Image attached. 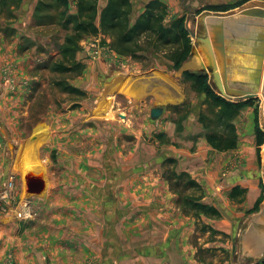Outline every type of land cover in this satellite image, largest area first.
<instances>
[{
	"label": "crops",
	"instance_id": "0c3cea01",
	"mask_svg": "<svg viewBox=\"0 0 264 264\" xmlns=\"http://www.w3.org/2000/svg\"><path fill=\"white\" fill-rule=\"evenodd\" d=\"M33 1L26 0L25 11ZM107 1L101 0L100 8L105 7ZM149 1L152 0H132L136 15L145 12L144 5ZM158 1L167 8V23L185 16L187 17L185 22L187 29L189 32L193 31L192 33L197 32V22L206 16H226L228 13L212 11L208 9L209 7L228 6L234 2L233 0ZM76 10L74 4L70 11L74 15L77 13ZM15 43L17 42H13ZM193 45L195 46V43ZM10 51L12 50L7 42H0V58L6 57ZM78 57L82 58L80 55ZM129 62L130 67L126 68L110 66L107 71L109 77L104 85L106 92L122 94L120 91L131 76L128 67L141 72L140 64ZM152 71L157 70L153 68ZM89 75L87 73V77ZM144 75L145 79L140 80L141 77L137 83L141 89L140 94L139 87L135 86V95L134 93L132 97L124 95L129 103L125 108L129 115L126 117V125H121L119 134L125 132L124 134H130L134 139L130 140L131 146H129L128 154L124 155L121 149L118 154L120 164L114 171L120 182L117 181L110 186V192L115 199L109 201L107 197L109 183L105 180V166L98 162V157L97 162L91 166L80 163L83 167L82 171L78 169L80 175L83 173V177L82 180H78L79 184L81 183L79 190L77 191L72 183V185L69 184L67 192L63 191L61 194L62 205L55 206L54 185L52 184L48 189L50 194L46 198L34 197L24 203L21 201L22 194H20L22 188L18 187L16 195L13 193L10 199L0 200L4 203V211H15V214L9 211L8 215L0 219V264H86L89 258L96 256L99 257L100 264H192L194 258L190 257L192 248L189 238L195 232L196 227L191 226L190 222L186 224L189 218L177 207L176 195L170 192L169 182L163 180L161 174L155 175L156 171L160 172L159 167L163 168V161L169 158L176 160L177 171L188 172L201 186L206 187L209 194L206 203L220 210L219 219H207L206 224L210 225L214 232L235 234L244 219L255 217L253 213H257L258 208L264 207V173L260 168L261 166L263 168L264 162L260 163L254 152L250 150L247 152L249 146L243 144V134L239 137L235 149L217 150L202 134L203 128H200L199 124L193 127L192 124L195 122L192 121L189 128L193 132V137L184 140L181 135H185L187 130L184 133H177V125L172 122L167 110L171 105H178L181 102L159 104L154 101L155 99H151L154 103L151 108H148L149 116L154 107L162 106L165 111L160 119L163 118V120L155 125L148 124L139 113L137 114L142 106L134 107L133 105V103H138L140 95L142 101H145L144 98L152 95L154 89L165 90L167 88L169 89L168 96L173 98L172 100L183 99L180 98L179 83L170 84V88L166 86V82L149 75L148 71ZM115 88L116 91H114ZM216 94L223 98L218 89H216ZM228 99L231 102L248 101L236 97ZM250 100L254 102L255 107L261 108L259 122L260 129L264 132L260 96ZM9 101L8 92L3 94L0 91V193L6 190L12 179L14 181L18 178H14L13 169L17 159L28 147L26 145L28 138L20 129L22 120L16 119L15 114H12L13 107ZM198 115L199 113L194 116L195 121L199 120ZM246 115L248 120H246L245 131H248L251 127L254 129L256 115L253 114V109H249ZM241 120L242 117L235 120L238 131L239 127L243 129V125L240 126L239 123ZM149 121L155 122L152 118ZM43 122L53 133L54 130H60L53 137V148L62 144L72 147L79 142L80 144L88 142L86 128H80L76 133L71 134L74 125L66 114L65 116L63 114L59 122L54 123L59 124L58 126L51 125L49 117L41 123ZM129 122L132 128L127 125ZM240 131L244 132L241 129ZM155 132L160 134L158 138L153 135ZM7 136L11 143L4 146L3 141L7 140ZM12 139L19 140L18 144ZM168 141L169 145L165 143ZM160 145L162 151L158 152L156 147ZM11 146H13L12 154ZM44 150L47 152L46 158L51 161V146H46ZM64 159L66 163L73 160V158L69 159L68 153L64 155ZM158 159L160 162H156ZM66 167L65 172L68 174L66 180L79 176V174L74 175L78 172L77 170L72 173L69 170L71 168L74 170L72 164ZM85 167L86 170H84ZM83 171L87 173L84 175ZM50 172L53 174V167L50 168ZM85 183L90 186L94 198L85 194V190L81 188ZM14 187L15 191L16 181ZM236 188L238 191L233 197ZM15 200H18L16 204ZM112 202L115 204H113L111 218L109 203ZM14 204L17 206L15 207ZM25 205L31 208L35 217L28 221H18L15 215L18 216V213L25 209ZM78 241L84 242L85 253L80 257L84 263L82 260L77 263L74 258L77 253H74L72 243ZM131 253L133 257L130 256ZM73 254H75L74 257ZM8 256H11L13 261L8 260Z\"/></svg>",
	"mask_w": 264,
	"mask_h": 264
},
{
	"label": "rangeland",
	"instance_id": "374dc122",
	"mask_svg": "<svg viewBox=\"0 0 264 264\" xmlns=\"http://www.w3.org/2000/svg\"><path fill=\"white\" fill-rule=\"evenodd\" d=\"M233 1L234 2L230 3L228 6H216L214 8L208 6V9L217 12H228L226 16H229L230 14L239 13L251 4L264 3V0ZM25 2L26 0H23L19 6L10 2L9 9L12 10V15H10L11 18L6 14L2 16L4 23L8 24L6 28L9 36L0 32V42H7V45L10 46L12 50L8 54L9 56L7 55L6 57L0 58V91H2L3 94L8 92L10 97L9 102L13 107L12 114H15L16 119L22 120L20 129L26 138H28V142L26 143L28 147L23 151L22 156L17 159L13 169L14 178L18 177L14 179V182L16 181V190L13 193L15 194L17 188L21 187L20 194H22L21 201L23 203L25 201H30V199L34 197L46 198L50 194L48 189L52 184L54 185L55 206L62 205L61 194H63V191L67 192V186L69 184H73L75 189L77 191L79 190V185L81 183L79 184L78 180H82L83 177V173L80 175V170L82 171L83 168L80 163L91 166V164L97 162V157L98 162L105 166V180L109 183L107 187L119 181L114 171L119 167L118 164H120L118 154L120 149L123 151L124 155L128 154L130 152L129 146H131L130 140L134 139L130 134H124L125 132L119 134L122 128L121 125H126V117L129 115V112L125 109L129 105L126 97L133 96L135 88L139 87V84H137L139 78L142 77L140 80H144V74L147 71L149 75H153V77L160 81H164V83L166 82V86L170 88V84L174 83V85H177V83H179L180 98L183 99L179 101L172 100L173 98L168 96L169 89L167 88H165V90L154 89L152 95L144 98L145 101H142L140 95L137 101L138 103H133V105L134 107H139V105L142 106V109H138V112H136L137 114L139 113L148 124L155 125L163 120V118L157 121L155 120L154 123L149 121L151 118L148 108H151L154 103L151 102V99H155L154 101L159 102V104L181 102V104L178 105H171L177 106V108L171 109L170 106V109L168 108L167 110L169 111V117H171L172 122L178 127L176 132L180 134L187 130L185 135H181L182 139L186 140V138L193 137V132L189 128L192 121L195 122L192 124L193 127L199 124L200 128H207L211 133H225L226 137L228 135V137L232 139L236 138L237 141H239V137L243 134V144L249 146L247 152H254L260 160L259 162H264V145L262 147L257 146V134L255 131L257 121L260 127L261 108H259V106L255 107L253 101H249L246 106L235 111L237 114H235V112L230 113V115H233L231 120L222 122L218 116V110L216 111V109L210 105L209 101H205V98H202L203 96L205 97L203 88L206 84L210 85L211 89L216 94L217 88H215L213 84L214 82L211 74H207L206 80L200 83V85L197 84L196 81L188 79L185 76L186 73L200 74L201 72H191L184 68L187 60L181 67H175L168 58L169 53L172 52L171 49L158 52L157 57L148 58L147 54L151 51L150 50L146 55L144 54V60L139 61H134L124 56H118L112 51L110 46L111 41L108 37H84L80 41V48L76 55L78 63L84 66L82 74L63 73L59 69L61 66H71L68 62L63 60L61 55L67 34L66 30L64 31L60 26L57 27L55 21L51 18H47L46 20V25H48V27H39L36 25L41 20H38L39 17L35 14V9L39 0H34L31 4L32 6L30 5L26 11L24 9ZM30 7L32 8L30 9ZM50 11L52 15H55L57 12L56 10ZM186 18L187 17H185V19ZM12 31L14 35H11ZM194 33L198 35L197 32ZM190 39H192L191 36ZM95 40L100 41L101 45L100 57L97 58L93 56V51L90 47L91 43ZM13 42L17 43L13 44ZM192 43H194V39H192ZM78 55L82 58L80 59ZM129 61H132V64H140L142 73L137 71V69L129 68ZM110 66H116L118 68H126L129 66L127 69L131 72V76L120 91L122 94L118 92L111 94V92L105 91L104 85L109 77L107 71ZM153 68H156L157 71L153 72ZM87 73L88 75L90 74L91 77L90 75L87 77ZM101 73L105 75V77ZM116 88L114 91H116ZM73 89H78L79 92H74ZM140 92L141 89L139 87V94ZM163 92H165L164 95L162 94ZM124 95H126V97ZM224 99L230 101L228 98ZM232 102L237 103L244 101ZM249 109H253V114L256 115L255 127L254 129L251 127L250 130L245 131L246 120H248L246 112H248ZM197 113L200 114L198 117L201 118L195 121L196 117L194 116ZM63 114L64 116L66 114V116L70 117V120H72V125L74 126H72L71 134L76 133L80 128H86V134L88 135L87 143L84 141L85 144H80L79 142L72 147L63 146L62 144L57 148H53V137L60 130H56L57 132L54 130L53 133L45 122H41L49 117L51 125L58 126L59 124L54 123L59 122ZM238 117H242V120L239 121L241 124L240 126L243 125V129L239 127V131L240 129L244 131L242 133L241 131L239 133L237 123H235ZM83 121L84 123H82ZM127 125H129V128L133 127L131 122ZM226 127L228 130L230 129L229 132L225 129ZM205 131L202 134L206 136ZM153 135L157 138L160 136L157 132ZM9 139L10 138L7 136V140L3 141L4 146L11 143ZM12 140H15L17 144L19 142L17 139ZM165 143L167 145L170 144L169 141ZM46 146H51V161L46 158L47 152L44 150ZM12 147L13 146L10 148L11 154ZM161 147V145L156 147L158 152L162 151ZM66 153H68L69 159L73 158L69 163H66L64 159ZM70 155L72 156L71 158ZM80 159H82V161H78ZM156 162H160V159L156 160ZM68 164H72L74 167V170H72V168L69 169L71 173L75 172V170L78 171L74 173L75 176L79 174L75 179L66 180L68 174L65 170ZM51 167H53V174L50 172ZM129 167L131 166L129 165ZM260 168L263 169L264 173V166ZM84 170H86V167ZM158 170H160V172L156 171L155 175L161 174L163 180V176L166 175V177L170 178L174 171L180 173L177 171V165L173 164L168 165L165 169L159 167ZM83 172L84 175L87 173L86 171ZM33 177H39L45 184L44 191L39 195L31 194L28 191V179H33ZM182 183H185V181ZM202 187V191L193 189L186 191L184 187L178 186L175 181L172 182V185L170 184V192L176 195L175 201L177 207L189 218L186 220V224L190 222L191 226L194 225L196 227L195 232L189 238V243L192 248L190 257L194 258L192 264H262L264 258L258 259L252 263L244 262L246 255L240 246V236L242 228L247 225L251 220L250 218L248 219L247 217V220L244 219L240 223V228L235 234L228 235L214 231L209 232L208 230H210L211 226L206 224L207 219H209L208 216L205 214H198L184 204V199L188 196L194 199L203 197V202H206V198L209 197V194L206 187ZM81 188H83V191L85 190V194L94 198L88 184L85 183ZM77 194L76 192V196ZM16 201L18 200H15L14 203ZM16 206L17 205H15V207ZM4 208V203L0 202V219L8 215L9 211L15 214V211H4ZM262 209L263 208H258L257 211H259L253 214L255 216L259 215ZM15 216L18 221L22 220L17 215ZM37 216L40 217L39 215ZM34 217L35 214L31 220L34 219ZM208 233H210V235ZM72 244L74 246V253H77L76 255L73 254V257L75 255L74 258L76 262L80 263V260H82L80 258L81 254L83 255V253H85L83 250L84 242L78 241ZM132 254L133 253H131L130 256L133 257ZM8 260L13 261V258L8 256ZM88 260L89 262L86 264H100L101 262L98 256L89 258ZM83 261L84 260H82V262Z\"/></svg>",
	"mask_w": 264,
	"mask_h": 264
},
{
	"label": "trees",
	"instance_id": "16d2710c",
	"mask_svg": "<svg viewBox=\"0 0 264 264\" xmlns=\"http://www.w3.org/2000/svg\"><path fill=\"white\" fill-rule=\"evenodd\" d=\"M23 0H0V32L9 36L7 33V23L2 20L3 15L9 18L12 15L10 10V2L20 5ZM101 0H39L35 14L41 19L39 27H48L46 25L47 18L55 21L57 27L66 30L65 43L63 45L61 55L64 61L71 66H61L59 69L63 73L82 74L84 66L78 63L76 55L80 48V41L84 37H108L111 41V49L118 56L131 58L134 61L144 60V54L148 58L158 56V52L171 49L169 59L175 67H181L186 60L191 57L193 49L192 39L186 26L185 16L175 19L169 23L166 22L167 8L158 0L149 1L144 5L145 12L136 15L133 8L132 0H108L105 7L100 8ZM76 5L77 13H71V7ZM50 10H56V14L52 15ZM55 27V26H54ZM71 30V31H70ZM11 35H14L13 31ZM185 76L197 84L206 80L205 73H186ZM205 101H209L210 105L216 109L218 116L222 122L231 120L233 113L240 110L248 104L244 102H230L219 95L215 94L211 86L206 84L203 88ZM79 92L78 89H73ZM82 93V92H80ZM171 109L177 106H171ZM169 108V109H170ZM237 114V112H235ZM200 115V114H199ZM201 118V117H199ZM258 120V119H257ZM178 128V127H177ZM228 130V128H225ZM206 132L208 143L217 150H233L236 148L237 139L226 137L225 133H211L203 128ZM230 129L228 130V132ZM257 134V146L264 145V132L260 130L258 121L255 128ZM177 165L173 158L163 161V168L168 165ZM173 177V178H172ZM164 180L172 185L176 182L178 186H182L186 191L193 189L202 191L203 187L187 172H172L170 178L163 176ZM185 181V183H182ZM110 189V187H108ZM238 189L234 190L236 196ZM242 195H245V193ZM108 197V196H107ZM113 202L109 203L110 217L113 212ZM184 204L190 207L198 214H205L209 219H219L221 217L220 210L203 202V197L194 199L193 197H185ZM258 212V211H257ZM112 218V217H111ZM209 229V228H208ZM212 232V228L208 230ZM264 264V261L263 263Z\"/></svg>",
	"mask_w": 264,
	"mask_h": 264
},
{
	"label": "water",
	"instance_id": "95a60500",
	"mask_svg": "<svg viewBox=\"0 0 264 264\" xmlns=\"http://www.w3.org/2000/svg\"><path fill=\"white\" fill-rule=\"evenodd\" d=\"M195 46L184 68L211 74L223 98L253 99L261 96L264 120V3H254L229 16H206L189 32ZM164 107L156 106L150 118L157 121ZM28 179V191L39 195L45 189L38 178ZM109 201L115 197L107 189ZM240 246L246 263L264 258V207L242 228Z\"/></svg>",
	"mask_w": 264,
	"mask_h": 264
},
{
	"label": "built area",
	"instance_id": "2783aa9c",
	"mask_svg": "<svg viewBox=\"0 0 264 264\" xmlns=\"http://www.w3.org/2000/svg\"><path fill=\"white\" fill-rule=\"evenodd\" d=\"M92 51H93V56L94 57H100V53H101V45H100V41L95 40L94 42L91 43L90 45ZM14 181L13 179L8 183V186L6 188V190L2 193H0V200H8L10 199L12 193L14 192ZM34 213L31 210V208H29L28 205H25V209L23 211H21L20 213H18V217L20 219H22L23 221H28L31 220V218L33 217Z\"/></svg>",
	"mask_w": 264,
	"mask_h": 264
},
{
	"label": "bare ground",
	"instance_id": "6f19581e",
	"mask_svg": "<svg viewBox=\"0 0 264 264\" xmlns=\"http://www.w3.org/2000/svg\"><path fill=\"white\" fill-rule=\"evenodd\" d=\"M124 85V84H123ZM261 97V96H260ZM109 107H110V104H109ZM45 185V184H44Z\"/></svg>",
	"mask_w": 264,
	"mask_h": 264
}]
</instances>
